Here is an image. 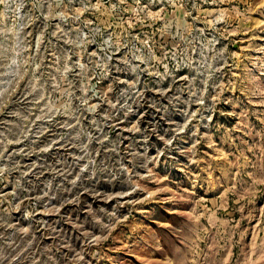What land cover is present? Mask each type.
Listing matches in <instances>:
<instances>
[{"label":"rangeland","instance_id":"1","mask_svg":"<svg viewBox=\"0 0 264 264\" xmlns=\"http://www.w3.org/2000/svg\"><path fill=\"white\" fill-rule=\"evenodd\" d=\"M0 264H264V0H0Z\"/></svg>","mask_w":264,"mask_h":264}]
</instances>
